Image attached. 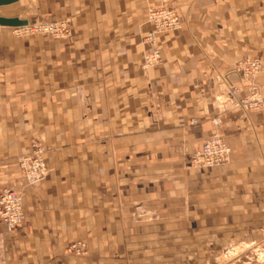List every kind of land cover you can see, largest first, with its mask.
Segmentation results:
<instances>
[{"label": "crops", "instance_id": "0c3cea01", "mask_svg": "<svg viewBox=\"0 0 264 264\" xmlns=\"http://www.w3.org/2000/svg\"><path fill=\"white\" fill-rule=\"evenodd\" d=\"M159 4L0 7L28 25L68 19L72 31L26 37L0 25V187L25 205L15 231L0 222V264H222L224 251L264 250V112L226 99L232 86L248 93L235 73L245 58L260 59L264 87V0L176 1L183 28L159 37L162 60L145 71L147 13ZM215 134L230 161L195 168ZM33 141L49 168L37 187L18 168ZM78 241L85 255H67Z\"/></svg>", "mask_w": 264, "mask_h": 264}, {"label": "built area", "instance_id": "2783aa9c", "mask_svg": "<svg viewBox=\"0 0 264 264\" xmlns=\"http://www.w3.org/2000/svg\"><path fill=\"white\" fill-rule=\"evenodd\" d=\"M174 0H162L157 8L148 9L151 31L146 36V43L151 50L144 55L143 68L149 69L161 60L159 37L165 33L182 29L178 13L170 6ZM17 36L49 35L56 39H66L71 35L70 26L66 22L54 21L30 24L14 28ZM262 69L258 58H246L241 61L235 70L241 79L247 83L248 93L238 97V89L230 87L227 92V101L233 109L242 112H264V87L256 81ZM197 122L193 120L192 124ZM219 120L215 125L219 126ZM46 148L39 141H33L30 151L18 160L19 171L29 187H37L45 181L49 168L45 160ZM232 148L220 134L209 137L191 157L192 164L199 170L213 169L226 165L231 158ZM1 178V176H0ZM25 218V205L23 195L11 188L0 187V222L4 224L8 233H12L21 225ZM87 245L83 241L72 243L67 248V253L81 257L85 255Z\"/></svg>", "mask_w": 264, "mask_h": 264}, {"label": "rangeland", "instance_id": "374dc122", "mask_svg": "<svg viewBox=\"0 0 264 264\" xmlns=\"http://www.w3.org/2000/svg\"><path fill=\"white\" fill-rule=\"evenodd\" d=\"M176 1H178V0H174L173 2H171L170 6L177 12V10L173 6V4ZM161 4H162V0H160V4L157 7H160ZM157 7H150V8H157ZM178 15H179V13H178ZM179 17H180V15H179ZM180 19H181V17H180ZM54 21L66 22L68 24V26H70L68 19H65V18H61V19H57V20H44V21L33 23V24H38V23L40 24V23L54 22ZM148 21H149V19H148ZM181 23H182V19H181ZM182 28H183V23H182ZM70 30H71V26H70ZM71 35H72V31H71ZM71 35L69 36V38L71 37ZM34 36H36V35H34ZM47 36H49V35H47ZM26 37H30V36H26ZM66 39H68V38H66ZM145 41H146V38H145ZM143 60H144V57H143ZM143 60H142L141 67L143 70L148 71V70H150V69H152V68H154L160 64V62L162 60V54H161L160 62L157 65H155L149 69L143 68ZM222 99H225V98H222ZM192 122H193V120L191 121V123ZM65 253L67 255L73 256V255L67 253V249L65 250ZM73 257H77V256H73ZM220 257L222 259V264H264V250H262V249H258L257 251H246V250H241V249H233V250H228V251L222 252Z\"/></svg>", "mask_w": 264, "mask_h": 264}, {"label": "water", "instance_id": "95a60500", "mask_svg": "<svg viewBox=\"0 0 264 264\" xmlns=\"http://www.w3.org/2000/svg\"><path fill=\"white\" fill-rule=\"evenodd\" d=\"M16 1L17 0H0V7L12 4ZM0 25L3 27L17 28L27 26L28 22L22 21L19 18H5L0 16Z\"/></svg>", "mask_w": 264, "mask_h": 264}]
</instances>
